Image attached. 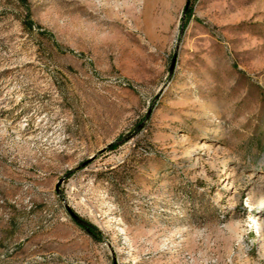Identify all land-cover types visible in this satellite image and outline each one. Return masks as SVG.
<instances>
[{
	"label": "rangeland",
	"instance_id": "rangeland-1",
	"mask_svg": "<svg viewBox=\"0 0 264 264\" xmlns=\"http://www.w3.org/2000/svg\"><path fill=\"white\" fill-rule=\"evenodd\" d=\"M0 264H264V0H0Z\"/></svg>",
	"mask_w": 264,
	"mask_h": 264
},
{
	"label": "trees",
	"instance_id": "trees-1",
	"mask_svg": "<svg viewBox=\"0 0 264 264\" xmlns=\"http://www.w3.org/2000/svg\"><path fill=\"white\" fill-rule=\"evenodd\" d=\"M81 226H83L85 229L88 230V232H90L91 234H93L94 236H96V234L93 232L92 229H95V226L90 224L89 222H85V223H79Z\"/></svg>",
	"mask_w": 264,
	"mask_h": 264
},
{
	"label": "water",
	"instance_id": "water-1",
	"mask_svg": "<svg viewBox=\"0 0 264 264\" xmlns=\"http://www.w3.org/2000/svg\"><path fill=\"white\" fill-rule=\"evenodd\" d=\"M71 215L73 216V218H75V220L79 223H85V221L83 219H81L77 214H75L71 209H69Z\"/></svg>",
	"mask_w": 264,
	"mask_h": 264
},
{
	"label": "bare ground",
	"instance_id": "bare-ground-1",
	"mask_svg": "<svg viewBox=\"0 0 264 264\" xmlns=\"http://www.w3.org/2000/svg\"><path fill=\"white\" fill-rule=\"evenodd\" d=\"M202 146H203V145H202ZM254 221H255V220H254ZM257 221H258V220H257ZM257 221H256V222H257ZM258 226H259V225H258ZM256 227H257V226H256ZM261 236H262V233H261ZM261 236H260V237H261ZM261 239H262V238H261Z\"/></svg>",
	"mask_w": 264,
	"mask_h": 264
}]
</instances>
